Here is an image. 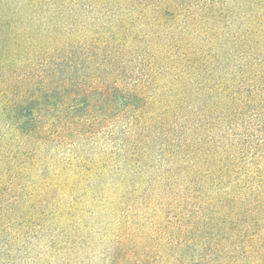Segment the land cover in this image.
I'll use <instances>...</instances> for the list:
<instances>
[{
    "label": "trees",
    "instance_id": "obj_1",
    "mask_svg": "<svg viewBox=\"0 0 264 264\" xmlns=\"http://www.w3.org/2000/svg\"><path fill=\"white\" fill-rule=\"evenodd\" d=\"M122 1L0 0L13 62L10 100L0 113L17 134L42 142L53 128L46 118L56 85L28 69L81 38L97 40L101 33L80 21ZM143 6L159 24L180 19L182 25L168 24L170 36L157 38L168 42L160 49L176 53L169 88H160L172 107L163 113H174V122L167 129L155 115L161 137L155 264H264V0H145ZM112 27L119 33V25ZM106 85L107 114L137 111L144 91H123L118 81ZM123 160L130 162L127 155ZM6 218L0 215V236ZM116 239L122 260V236Z\"/></svg>",
    "mask_w": 264,
    "mask_h": 264
},
{
    "label": "rangeland",
    "instance_id": "obj_2",
    "mask_svg": "<svg viewBox=\"0 0 264 264\" xmlns=\"http://www.w3.org/2000/svg\"><path fill=\"white\" fill-rule=\"evenodd\" d=\"M144 1L124 0L86 20L82 16L84 28L101 33L97 40L81 38L28 69L56 85L46 118L53 128L45 140L21 137L0 113V215L9 220L0 236V264H155L161 138L155 115H162L167 129L174 122V113H163L172 107L160 88H169L170 55L176 53L160 49L168 42L158 39L170 36L169 25H182L180 19L159 24ZM9 33L10 26L0 28V107L10 100ZM115 81L123 91H144L136 112L106 113L109 99L102 86ZM83 92L86 104L77 106Z\"/></svg>",
    "mask_w": 264,
    "mask_h": 264
}]
</instances>
